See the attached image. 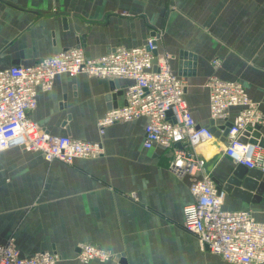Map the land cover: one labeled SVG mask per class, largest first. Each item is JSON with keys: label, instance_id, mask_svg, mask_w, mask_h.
Masks as SVG:
<instances>
[{"label": "crops", "instance_id": "obj_1", "mask_svg": "<svg viewBox=\"0 0 264 264\" xmlns=\"http://www.w3.org/2000/svg\"><path fill=\"white\" fill-rule=\"evenodd\" d=\"M214 4L215 0H0V68L31 64L76 45L86 56H98L117 45H141L152 29L163 27L157 50L170 54L171 68L186 80L185 96L197 126L210 123L203 84L211 74L241 82L264 110L262 42L253 26L257 17H244L237 31L219 35L213 27H202L203 19L186 13ZM212 58L220 60L217 67ZM111 81L84 73L59 74L51 89L38 90L31 117L42 130L99 141L102 153L64 163L21 147L0 150V244L13 237L23 256L55 251L60 256L55 264H118L120 258L126 264H231L201 248L183 227V206L192 199L188 184L168 169L170 150L144 147V117L98 132V119L124 103V88L130 83L117 79L111 89ZM236 112L230 108L228 120ZM222 124H210L214 131L187 146L207 164L214 160L210 174L220 180L235 165L224 153ZM259 133L264 138V124ZM204 139H212L211 155L210 140ZM223 207L247 209L264 221V190L257 200L226 192ZM81 242L108 248L116 259L80 263L76 253Z\"/></svg>", "mask_w": 264, "mask_h": 264}, {"label": "built area", "instance_id": "obj_2", "mask_svg": "<svg viewBox=\"0 0 264 264\" xmlns=\"http://www.w3.org/2000/svg\"><path fill=\"white\" fill-rule=\"evenodd\" d=\"M120 14L128 15L121 10ZM162 31L154 28L145 42L136 46L117 45L94 57L85 55L80 45L62 49L31 64L0 68V150L21 147L39 152L44 159L72 163L76 158L101 155V142L70 135L45 132L31 117L38 90L51 89L59 74L79 73L117 80H130L124 88V103L106 110L98 119V132L116 122L144 117L143 145L171 151L168 169L179 177L188 176L191 201L183 206V227L194 234L199 246L218 254L231 264H264V221L247 209L223 207L226 191L218 187L205 161L189 144L210 133V124L225 125V155L234 163L264 173V145L254 133L264 124V110L253 100L241 82L209 75L210 123L197 126L185 96L186 80L171 68L170 54L157 50ZM211 64L217 67L218 58ZM237 108L228 120L229 109ZM223 131L222 128H220ZM55 251L41 250L23 256L9 237L0 244V264H55ZM76 259L109 262L113 252L96 244H78Z\"/></svg>", "mask_w": 264, "mask_h": 264}, {"label": "rangeland", "instance_id": "obj_3", "mask_svg": "<svg viewBox=\"0 0 264 264\" xmlns=\"http://www.w3.org/2000/svg\"><path fill=\"white\" fill-rule=\"evenodd\" d=\"M252 1L255 2L252 3ZM215 2L216 4H214L213 8L210 7L205 10H186V13L188 12L196 19H203L205 26H201L205 28L213 27L219 35L226 34L229 31L234 33V31L239 29L240 23L244 21L246 17H257V23L253 26H255L257 35L261 37L262 56L260 57V62L262 64L261 66H264V0H215ZM171 10L174 11L173 9ZM156 28L161 29L163 35L164 28Z\"/></svg>", "mask_w": 264, "mask_h": 264}, {"label": "water", "instance_id": "obj_4", "mask_svg": "<svg viewBox=\"0 0 264 264\" xmlns=\"http://www.w3.org/2000/svg\"><path fill=\"white\" fill-rule=\"evenodd\" d=\"M116 86V80L110 82L111 89ZM228 124L229 122H226L225 125ZM225 125L220 127L223 129L224 134L226 133ZM214 129L213 126L210 127V131H214ZM257 129H259V127H257ZM254 134L260 137L259 130H256ZM260 139L261 143L264 145V138L260 137ZM213 165L214 160L210 161L208 164L205 162V169L210 172ZM212 178L218 187L244 200H249L250 198L252 200H257L264 190V173L256 169H248L242 164H235L231 167L224 180H220L216 176H212ZM183 179L189 184L188 176H184ZM118 264H126V261L124 258H120Z\"/></svg>", "mask_w": 264, "mask_h": 264}, {"label": "bare ground", "instance_id": "obj_5", "mask_svg": "<svg viewBox=\"0 0 264 264\" xmlns=\"http://www.w3.org/2000/svg\"><path fill=\"white\" fill-rule=\"evenodd\" d=\"M208 140H210V141H208ZM202 141H208V143H207V154L208 155H211L212 154V152H213V150H215L214 149V145H213V142H212V139H204V140H202ZM203 159V158H202ZM204 160V159H203ZM205 161V160H204Z\"/></svg>", "mask_w": 264, "mask_h": 264}]
</instances>
